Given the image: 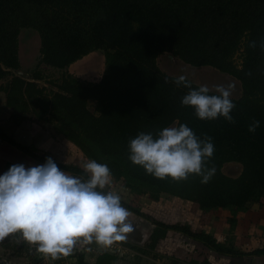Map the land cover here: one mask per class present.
<instances>
[{
    "label": "trees",
    "instance_id": "1",
    "mask_svg": "<svg viewBox=\"0 0 264 264\" xmlns=\"http://www.w3.org/2000/svg\"><path fill=\"white\" fill-rule=\"evenodd\" d=\"M31 32L40 39L41 65L33 70L21 60L22 44ZM253 41L255 48L249 46ZM261 43L264 0H0V93L17 127L27 121L52 123L88 160L107 164L112 178L133 193L156 202L163 195L179 198L204 213L227 211L229 217L222 221L237 229L251 207L264 202ZM94 52L105 56L100 81L84 82L68 73L71 65ZM164 60L237 79L242 91L231 97L234 122L223 117L200 120L193 108L182 106L189 89L175 84L179 76L164 70ZM41 66L63 71L62 78L49 82L50 88L41 85L47 80ZM186 79L193 90L202 86ZM210 94L216 93L210 90ZM254 120L260 121V127L251 133L248 128ZM174 124H186L201 139L211 138L215 151L205 167H214L215 174L207 183L196 175L179 182L160 180L129 160L130 141L139 133L155 136ZM0 141L43 164L51 157L39 156L2 127ZM51 158L61 170L87 179L82 167ZM228 164L240 166L238 176L225 173ZM121 204L153 222L149 250L173 230L220 257L264 258V247L245 253L189 225L161 222ZM20 239L15 233L2 242L21 256ZM76 259V264H114L117 257L102 252L95 263L83 254Z\"/></svg>",
    "mask_w": 264,
    "mask_h": 264
},
{
    "label": "clouds",
    "instance_id": "2",
    "mask_svg": "<svg viewBox=\"0 0 264 264\" xmlns=\"http://www.w3.org/2000/svg\"><path fill=\"white\" fill-rule=\"evenodd\" d=\"M249 46L255 48L256 42ZM175 84L189 89L182 106L193 108L200 120L223 117L234 122L233 84L215 86L216 94L206 85L193 90L183 75ZM259 127L260 121L254 120L248 131ZM129 151L133 165L160 180L179 182L196 175L207 183L215 174L214 167H205L215 151L211 138L197 137L186 124L165 127L155 136L141 132L130 141ZM82 167L87 179L61 170L49 157L38 166L12 165L0 175V240L19 233L37 254L55 261L71 255L77 245L108 248L126 239L131 213L118 194L103 191L112 179L109 167L95 160Z\"/></svg>",
    "mask_w": 264,
    "mask_h": 264
},
{
    "label": "rangeland",
    "instance_id": "3",
    "mask_svg": "<svg viewBox=\"0 0 264 264\" xmlns=\"http://www.w3.org/2000/svg\"><path fill=\"white\" fill-rule=\"evenodd\" d=\"M24 35L26 34H23V37H25ZM39 40V37L34 32L26 35V42L22 44L21 48V54L23 53L24 55V53H26L24 55L25 65L23 62L25 68H32L33 70L38 67L39 64L41 65L40 53L38 52L36 54V58L33 56V49L37 46L40 47V42H37ZM240 61V56H237V64H240ZM41 67L45 70L44 74L47 78L46 81L42 80L41 85L44 84L49 88V82L53 80L59 81L64 73L63 71L49 69L46 66ZM163 68L169 74L177 76L183 75L197 84L202 86L206 85L211 91H215V86L220 84H233L234 91L231 97H239L242 91L241 84L237 79L215 70H197L186 64H181L178 61L174 63L172 60H164ZM104 69V54L102 52H94L71 65L68 73L84 82H98L102 78ZM2 102L3 99H0V104H3ZM90 106L93 110L94 104L91 103ZM0 107L5 108L2 105H0ZM3 114L8 115L6 111H4ZM172 126H177V124ZM0 127H2L8 135L13 136L18 143L29 147L31 151H34L39 156L55 157L61 162L80 167L88 161L83 152L64 136L60 135L57 132L56 126L52 123H47L43 120L35 122L27 121L17 127L8 117V120L0 121ZM3 147L4 146L0 144V151ZM42 150L46 152H42ZM22 155H25L24 158L26 159H22ZM20 164L28 168L42 165L43 163H40L33 157L22 152H17L15 148H11L9 153L6 152L2 154L0 152V175L7 172L12 165ZM224 171L226 174L236 177L240 173V166L238 164H228L225 166ZM74 176L83 177L76 174ZM104 190L118 194L121 201L140 210L153 219L168 224L189 225L192 230L212 235L223 244L232 245L233 247L236 245L235 238L225 236V233H236L235 229H232L231 226L226 227L222 219L219 218L220 215L222 217H229L227 211H223L219 214L204 213L196 204L168 195H163L160 200L156 202L148 198V196L133 193L130 189L125 188L120 182L115 181L113 178ZM130 213L131 215L128 217L127 222L131 225L132 230L124 234L126 239L114 243L120 248V252L118 251L117 254H114L117 257L114 264H205L206 259H209L210 264H264V258L256 256L237 258L234 259V263H232L231 258L220 257L204 248L201 243L193 241L181 232L173 230L168 232L167 236L160 241L155 250H149L147 244L154 230L153 222L147 217L137 215L133 212ZM262 216L258 218H263ZM218 219H221V221H218ZM237 233L245 232L240 230ZM22 241L24 240H19V245H23V250H21L23 254L20 256L18 254H13V250H7L2 240H0L1 264H76V256L79 254L85 255L86 260L95 263L97 257L100 255V251H96L98 245L92 243L77 245L71 255L53 261L51 258L45 259L42 255L37 254L35 246L29 245L27 242L23 243ZM104 249L105 247L101 250L104 251Z\"/></svg>",
    "mask_w": 264,
    "mask_h": 264
},
{
    "label": "crops",
    "instance_id": "4",
    "mask_svg": "<svg viewBox=\"0 0 264 264\" xmlns=\"http://www.w3.org/2000/svg\"><path fill=\"white\" fill-rule=\"evenodd\" d=\"M0 99H3V102H2L3 104H0V105L4 106L6 99L3 93H0ZM4 111H6L8 115L3 114ZM10 113H11L10 111L6 110L3 107H0V121L8 120ZM0 144L4 146L3 149L0 151L2 154L6 152L9 153L11 151V148H14L13 146H11L10 144H7L6 142L2 143L0 141ZM15 150L21 153V151H19L17 148H15ZM42 152H46V151L42 150ZM24 156L22 159H26L24 158ZM221 212L223 211H214L211 214L213 213L219 214ZM262 215H264V202L262 204H255L251 207V209L246 214L244 220L241 222L238 228L235 229L236 233H225V236L233 237L236 239V243H235L236 245L234 248L246 253V252L255 251L259 249L260 247H264V216ZM261 216L263 218H258ZM219 218L223 219V218H226V216L222 217L220 215ZM221 219H218V221H221ZM225 226L227 227L229 225L225 223ZM240 230H242V232H245V233H237ZM232 263H234V259L232 260Z\"/></svg>",
    "mask_w": 264,
    "mask_h": 264
},
{
    "label": "built area",
    "instance_id": "5",
    "mask_svg": "<svg viewBox=\"0 0 264 264\" xmlns=\"http://www.w3.org/2000/svg\"><path fill=\"white\" fill-rule=\"evenodd\" d=\"M102 248L103 247H101V246H97V250L96 251H100V254L102 252H108V253H111V254H117L118 251L120 252V248L118 246H116L115 244H113L111 247H108V249L105 248L104 251L101 250Z\"/></svg>",
    "mask_w": 264,
    "mask_h": 264
},
{
    "label": "flooded vegetation",
    "instance_id": "6",
    "mask_svg": "<svg viewBox=\"0 0 264 264\" xmlns=\"http://www.w3.org/2000/svg\"><path fill=\"white\" fill-rule=\"evenodd\" d=\"M33 41V40H32ZM38 43L40 42V41H37ZM35 45V44H34ZM36 46V45H35ZM40 47L39 46H37V47H35L34 49H33V53H34V58H36V54L40 51V49H39ZM31 52V51H30ZM26 53H24V55H25ZM24 55H23V53L21 54V60H22V62H24V65H25V61H24Z\"/></svg>",
    "mask_w": 264,
    "mask_h": 264
}]
</instances>
